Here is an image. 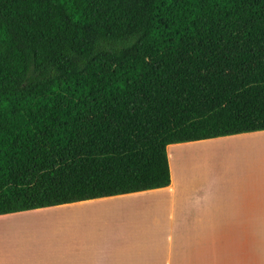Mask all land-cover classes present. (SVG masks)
<instances>
[{
	"label": "trees",
	"instance_id": "1",
	"mask_svg": "<svg viewBox=\"0 0 264 264\" xmlns=\"http://www.w3.org/2000/svg\"><path fill=\"white\" fill-rule=\"evenodd\" d=\"M264 129V0H0V215L168 186L167 147Z\"/></svg>",
	"mask_w": 264,
	"mask_h": 264
},
{
	"label": "crops",
	"instance_id": "2",
	"mask_svg": "<svg viewBox=\"0 0 264 264\" xmlns=\"http://www.w3.org/2000/svg\"><path fill=\"white\" fill-rule=\"evenodd\" d=\"M230 143L234 144L226 155L228 161L217 165L220 179L201 180L193 203L188 198L191 189L177 184L172 148L182 149L180 153L186 149L205 153L212 146L219 152L218 147ZM249 144L251 149H245ZM167 152L168 186L1 214L0 230L4 225L7 230L0 232V264H264V129L173 143ZM131 197L141 201L125 211L143 213L145 205L154 226H91L89 217L74 210L107 198ZM24 216L42 223L55 219L58 224L22 228L5 224ZM153 235H166L161 237L165 246L161 259H137V251L124 254L136 248L138 241L157 238ZM174 235L177 241L181 235H191L183 239L195 235L194 242L174 249Z\"/></svg>",
	"mask_w": 264,
	"mask_h": 264
},
{
	"label": "rangeland",
	"instance_id": "3",
	"mask_svg": "<svg viewBox=\"0 0 264 264\" xmlns=\"http://www.w3.org/2000/svg\"><path fill=\"white\" fill-rule=\"evenodd\" d=\"M233 142V141H232ZM234 144V143H232ZM232 144L223 145L219 148V152H216V148L211 149L212 146H209V150L207 152H194L193 149H186V151H182L180 153V148H172L174 160V166L177 171L176 179L177 184L179 185H187L189 187L190 192L188 193V198L190 201L195 203L196 197L198 194L197 185L201 182V180L207 182L217 181L220 179V169L217 165L222 162H227V156L231 154ZM247 147V146H245ZM180 149V150H179ZM251 149V145L249 144V148ZM229 152H228V151ZM242 151L243 148H240ZM228 152V153H227ZM227 155V156H226ZM233 155V153H232ZM234 157V155H233ZM264 163V162H263ZM226 178V176H225ZM264 179V175L262 177ZM139 198L131 197V198H107L103 199L91 204H87L86 206L75 207L74 210H80L83 215L89 217L87 219L90 220L91 226H99V227H114L116 225L124 226L129 225L132 226H145L152 227L155 225L154 217L152 218L151 214H148L146 211V206L144 205L141 209L144 210L142 213H134L125 211V209H130L132 206L138 201ZM141 201V200H139ZM191 213L195 212V207L193 206L191 209ZM151 211V210H150ZM81 214V215H82ZM55 219H50L47 223L37 222L29 216L24 217H16L15 219H9L5 224H10L7 226H11V224L18 225L17 227H27V226H50L58 224ZM65 221V220H64ZM7 230L6 225L0 230V232H5ZM154 240H150L149 243L144 241H138V245L136 248L125 251L126 256H129L128 252H139L136 257L137 259H161V251L165 248L164 243H161V237L166 235H153ZM182 236L191 238V235H181L180 240L177 241V235H174V242L171 243L172 248L177 249L178 245L183 244L184 242L192 243L194 242V236L192 239H183ZM183 239V240H182ZM156 241L155 244L153 242ZM153 244V245H152ZM166 246H168L166 244ZM155 247V248H154ZM128 258V257H126Z\"/></svg>",
	"mask_w": 264,
	"mask_h": 264
}]
</instances>
